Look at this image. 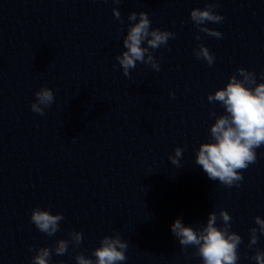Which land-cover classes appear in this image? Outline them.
<instances>
[{
	"label": "water",
	"instance_id": "1",
	"mask_svg": "<svg viewBox=\"0 0 264 264\" xmlns=\"http://www.w3.org/2000/svg\"><path fill=\"white\" fill-rule=\"evenodd\" d=\"M206 2L0 0V264H33L37 248L52 249L73 229L82 243L53 252L50 264H77L78 252L91 256L116 232L128 241L120 264H201L171 225L180 218L199 228L221 209L242 238L237 264H257L264 234L248 243L255 216L264 218V146L239 187L210 180L195 157L210 140V112L225 111L208 94L240 67L264 79V0H216L224 19L207 26L222 38L190 18ZM133 11L175 37L153 52L159 71L137 62L125 77L115 57ZM201 43L215 56L211 66L194 55ZM42 86L55 97L44 115L31 110ZM178 146L180 167L169 159ZM36 206L63 214L54 236L31 222Z\"/></svg>",
	"mask_w": 264,
	"mask_h": 264
},
{
	"label": "clouds",
	"instance_id": "2",
	"mask_svg": "<svg viewBox=\"0 0 264 264\" xmlns=\"http://www.w3.org/2000/svg\"><path fill=\"white\" fill-rule=\"evenodd\" d=\"M121 0H113L119 4ZM216 0H207L204 8H192L190 18L199 32L209 36L222 38V33L216 28L208 27V23L218 24L224 19L222 14L214 9ZM114 16L121 19L120 11L112 9ZM127 34L123 39L124 50L116 55L125 77L130 75V69L136 67L137 62L150 65L156 71L160 64L153 55L154 50L167 46L170 38L175 33L169 30L151 27L148 13L133 11L129 14ZM199 40V34L196 35ZM197 59H203L209 66L214 63L215 56L203 43L193 50ZM264 77V74H262ZM174 96V93H170ZM35 101L31 103V110L44 115V109L54 102L53 90L42 86L35 92ZM210 103H219L224 108V113L217 115L210 112V117H215L210 126V140L202 142L196 150L195 163L202 167L208 178L219 181L226 187L240 186L244 179L243 170L256 163V149L264 146V79L257 82L256 73L244 67L228 78L224 87L217 88L207 97ZM183 149L176 147L174 155H170L171 162L180 167V158ZM221 224L217 225V220ZM64 216L60 212L52 213L48 209L36 206L31 210L30 220L36 228L48 236H54L60 230V221ZM257 227L249 229V243L251 248L258 242L257 233L264 234V218L257 215L254 218ZM232 217L230 213L221 209L219 214L211 211L207 221L199 228L185 225L177 218L171 225L173 235L178 239L182 250L189 247L195 248V255L201 259V264H237L239 260V245L242 238L231 231ZM70 239H59L50 249L47 246L36 249L32 257L33 264H50L52 253L62 256L68 252L69 243L78 247L83 240V233L71 230ZM128 241L121 239L118 232L113 235H104L99 246L94 248L91 256L78 252L75 256L77 264H120L126 261ZM252 259L257 264H264V250L257 249ZM63 264V262H61Z\"/></svg>",
	"mask_w": 264,
	"mask_h": 264
}]
</instances>
